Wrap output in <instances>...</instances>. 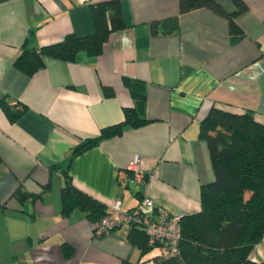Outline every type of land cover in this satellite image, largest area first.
Segmentation results:
<instances>
[{"label": "crops", "instance_id": "obj_1", "mask_svg": "<svg viewBox=\"0 0 264 264\" xmlns=\"http://www.w3.org/2000/svg\"><path fill=\"white\" fill-rule=\"evenodd\" d=\"M102 1L0 0V99L26 107L15 122L0 107V264L153 262L159 251L142 257L129 227L98 236L84 212L63 215L65 173L108 214L114 201L128 211L150 197L171 214L191 215L201 211L202 186L215 180L200 135L210 110L251 112L264 125V0H241L248 9L235 16L237 41L229 19L209 9L181 15L179 0H119L125 27L101 56L48 59L33 76L15 67L25 47L93 35L92 4ZM216 1L228 14L238 10L234 0ZM172 17H179L177 34L152 32V23ZM125 79L145 85L139 112L148 123L72 160L80 143L122 123L135 106ZM137 157L143 182L130 169ZM17 191L35 198L21 201ZM63 244L74 249L71 257ZM250 259L264 262V236Z\"/></svg>", "mask_w": 264, "mask_h": 264}, {"label": "trees", "instance_id": "obj_2", "mask_svg": "<svg viewBox=\"0 0 264 264\" xmlns=\"http://www.w3.org/2000/svg\"><path fill=\"white\" fill-rule=\"evenodd\" d=\"M234 1L238 10L228 14L216 0H179L180 14L209 9L224 16L229 19L233 40L237 41L243 33L234 19L248 8L241 0ZM92 10L96 27L93 35L77 37L69 34L63 41L40 49L25 47L14 61L15 67L33 76L45 67L48 59L75 62L81 53L88 57L101 56L111 35L123 29L125 23L119 0L94 3ZM159 27L162 34H177L179 17L152 23V32L159 33ZM124 84L130 90L135 106L125 109L122 123L105 127L99 136L80 143L72 152V160L102 141L122 135L126 128H139L148 123L139 112L146 105L145 85L130 79H125ZM104 93L107 97L114 95L108 88ZM0 107L11 122L17 121L26 111L25 106L11 105L6 98L0 99ZM200 135L209 146L215 180L201 188V211L185 215L181 220V254L165 260L156 257L153 264H264L250 259L264 236V125L251 112L232 114L213 107L201 123ZM66 174L62 190L63 215L80 210L97 224L108 215L107 207L78 190ZM15 197L21 201L35 198L18 191ZM128 241L141 251L142 257L155 249L149 245L144 231L136 227L130 228ZM62 251L68 258L74 253L67 244L62 245ZM123 264H148V261H125Z\"/></svg>", "mask_w": 264, "mask_h": 264}, {"label": "built area", "instance_id": "obj_3", "mask_svg": "<svg viewBox=\"0 0 264 264\" xmlns=\"http://www.w3.org/2000/svg\"><path fill=\"white\" fill-rule=\"evenodd\" d=\"M139 157L130 169L135 172L136 181L143 182L145 175L139 168ZM184 215H174L157 206L153 199L146 197L136 208L125 211L120 201H114L111 212L95 226L94 233L103 236L122 227H136L144 231L149 245L158 249L157 258L165 260L181 254V220Z\"/></svg>", "mask_w": 264, "mask_h": 264}, {"label": "rangeland", "instance_id": "obj_4", "mask_svg": "<svg viewBox=\"0 0 264 264\" xmlns=\"http://www.w3.org/2000/svg\"><path fill=\"white\" fill-rule=\"evenodd\" d=\"M133 185H134V183H133ZM156 254H158V249H154L151 253L146 255L144 258L150 259L151 257L155 256ZM148 264H153L152 260L148 261Z\"/></svg>", "mask_w": 264, "mask_h": 264}]
</instances>
